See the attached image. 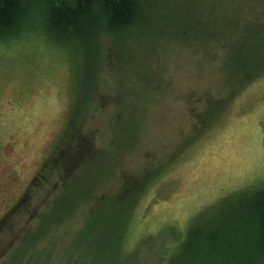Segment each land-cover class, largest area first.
Wrapping results in <instances>:
<instances>
[{
  "label": "rangeland",
  "instance_id": "rangeland-1",
  "mask_svg": "<svg viewBox=\"0 0 264 264\" xmlns=\"http://www.w3.org/2000/svg\"><path fill=\"white\" fill-rule=\"evenodd\" d=\"M145 11L0 39V264H264V0Z\"/></svg>",
  "mask_w": 264,
  "mask_h": 264
},
{
  "label": "trees",
  "instance_id": "trees-1",
  "mask_svg": "<svg viewBox=\"0 0 264 264\" xmlns=\"http://www.w3.org/2000/svg\"><path fill=\"white\" fill-rule=\"evenodd\" d=\"M155 3L156 13L158 4ZM36 15L43 21L44 30L55 34L59 40L80 33L88 42L97 31L107 30L116 36L135 27L140 29L136 25L141 19H147L145 0H0V39L14 36L26 20ZM98 19L101 22L97 24L95 21ZM243 77L246 82L254 76L248 74ZM92 189L93 185H88L87 193L90 194ZM252 211L258 215L251 240L262 246L261 254L264 255L263 197L257 200Z\"/></svg>",
  "mask_w": 264,
  "mask_h": 264
},
{
  "label": "flooded vegetation",
  "instance_id": "flooded-vegetation-1",
  "mask_svg": "<svg viewBox=\"0 0 264 264\" xmlns=\"http://www.w3.org/2000/svg\"><path fill=\"white\" fill-rule=\"evenodd\" d=\"M6 206V205H5ZM5 206H3V210H5L6 208H7V206L5 207ZM11 205H9V207H10ZM5 207V208H4ZM8 211V209L2 214V217H1V219H3L5 216H6V212Z\"/></svg>",
  "mask_w": 264,
  "mask_h": 264
},
{
  "label": "bare ground",
  "instance_id": "bare-ground-1",
  "mask_svg": "<svg viewBox=\"0 0 264 264\" xmlns=\"http://www.w3.org/2000/svg\"><path fill=\"white\" fill-rule=\"evenodd\" d=\"M33 15H35V13H33ZM39 21H42V20L40 19ZM95 22L98 24L99 22H101V20L98 19V20H96ZM42 23H43V21H42Z\"/></svg>",
  "mask_w": 264,
  "mask_h": 264
}]
</instances>
